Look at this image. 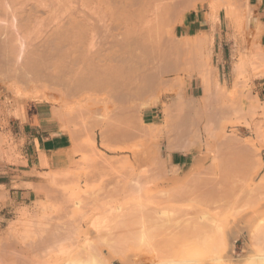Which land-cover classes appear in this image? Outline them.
<instances>
[{
  "label": "rangeland",
  "instance_id": "1",
  "mask_svg": "<svg viewBox=\"0 0 264 264\" xmlns=\"http://www.w3.org/2000/svg\"><path fill=\"white\" fill-rule=\"evenodd\" d=\"M162 1L159 8L161 16H165L164 18L157 22L151 21L149 24L145 21L141 22L143 24L137 22L138 25L137 23L129 24V27L133 25L146 27L143 33L144 40H142L144 43H141L140 46L136 44H132L131 47L126 46L128 41L125 40L126 35L123 33L127 29L126 25H121L117 21L107 22L109 24L96 23L95 21L93 22L95 29L99 27L96 39H100V42L94 40L98 44L97 51L90 49L92 38L87 36L76 42L79 46L78 52L50 54L47 59L48 61L51 59V62L49 61L51 64L44 72V74L47 73V78L46 80L42 79L43 81L41 80L38 84L34 83L36 86L27 83V81L24 83L25 80L20 82L22 78L16 76L13 66L15 57L11 56L13 58L11 61L10 57L0 58V81L8 92L14 93L18 97L28 96L35 99L63 102L66 103L70 112H74L77 108L82 110V107H89L93 104L89 114L86 116L80 114L77 129L82 130L85 122L90 125V128L85 130L84 136L79 140L81 146L84 145V149H80L79 156L72 165L61 171L43 173V182L34 186L35 195L28 203L10 200L6 204H0V247L14 240L17 242L16 247H19V250L27 249L36 237L45 234L50 227H58L65 219V214L61 212L62 208L65 209L67 206L66 198L78 197L83 201H88L95 193L99 192L98 188L102 186L101 184L104 185L106 179L116 180L119 177L123 182L121 186L125 189L124 185H126L128 188L124 190L123 195L128 198L126 201H122L125 203L123 206L126 205L128 208L135 201L150 197L151 201L150 199L148 201H157L155 203L160 207L159 209L163 211L166 209L167 214L170 213L169 215L178 216V218H180L179 212L182 213V209L188 207L186 206L188 201L180 200L182 205L186 206L183 208L176 196L171 198V194L174 197L178 190V192L183 191V186L186 185L184 188L186 190L187 186H193L201 181L206 182L205 177L208 180L211 178L210 181L215 180L214 178L219 179L217 188H220L219 182L222 187L227 184H241L237 185L238 188H241L238 189L239 192L236 190L235 194L227 198L202 202L200 213L211 221L215 220V223L220 226L231 222L230 219L235 215L237 218L238 215H244L245 217L242 219L246 218L245 222L247 223L241 221V226H244L245 223L250 232L263 233L260 230L264 231V102L253 96L256 83H258L256 80L264 77V47L260 44L262 31L259 25H256L259 5L255 4V0H173L168 6L169 0ZM230 2L232 5L229 4ZM179 4L181 5L178 6ZM169 6L170 9L167 8ZM198 6L202 12L209 15L210 20L208 25L203 26L206 30L203 33H198V35L205 34V42H197L198 35L185 36V29L181 25L185 16ZM234 6L236 9L233 8ZM168 9L173 10L170 11L171 15L163 13ZM166 16L169 18L166 19ZM152 22L155 23L152 24ZM149 25L153 26L150 35ZM154 26L157 29L154 30ZM110 31L112 32L110 33ZM157 35L159 38L156 37ZM145 47L148 51L144 50ZM98 50L101 54L100 59L99 55H96ZM142 50L144 51L141 52ZM129 51L135 57L137 55L143 57L145 51L154 56V59H148L152 56L145 52L147 59L142 58V65L146 64V71L153 68L158 76H162L159 77L157 86H160L159 89L156 88L157 91L155 90L156 85H148L151 87L148 89L153 87V91L149 92L147 86L145 88L147 91L144 89L141 94L134 92L132 96L128 97L125 95H128V87L126 89L122 83L115 84V89L109 87L100 92L94 89L92 92L80 93L75 89V82L80 80V76L86 74L91 68L90 60L93 62L100 60L99 62L103 64L109 61L110 56H113L114 62H117L122 56L128 59L131 54ZM155 51L157 53L159 51L160 55L154 54ZM140 53L143 54L140 55ZM109 54L111 55L109 56ZM145 55L144 58H146ZM95 56H97V60ZM105 56L108 59H105ZM138 59L141 58L138 57ZM1 60L3 61L1 62ZM11 67L13 70H10ZM80 72L81 75H79ZM148 72L150 71L148 70ZM120 87H124V89H120ZM130 87L136 91V84H131ZM192 123L193 127L188 134L191 144L188 143V148H186L187 144L183 143H180L183 146L179 143L180 146H177V143L173 142L175 146L173 144L171 146L176 133L183 131L186 125ZM138 125L140 127L137 128ZM149 127L155 128L157 133L154 131L155 133L152 134ZM141 128H146V130H141ZM147 130L150 135L145 133ZM5 141L7 140L5 139ZM104 141L109 144L110 148L104 146ZM239 151L249 154L241 153L236 159L233 158L234 153ZM199 156L200 164L198 163V168L193 170L195 168L194 161ZM234 159L235 162L237 161L235 164ZM157 160H159L158 163ZM112 166L113 169H109ZM231 166L240 168V171L234 172ZM245 166L247 167L245 168ZM105 167L107 169L104 170ZM114 168L123 172L119 175L117 171L118 176H116V172H110V170L115 171ZM127 168L130 170L127 171ZM111 173H114L115 177ZM48 176H58V180L49 181L47 180ZM102 177L106 179L103 180ZM228 178L232 180L230 181ZM131 180L133 181L131 182L132 186L131 183L127 184ZM139 180L145 183L143 187ZM189 183L190 185H187ZM112 184L113 182H111ZM243 184L245 185L243 186ZM212 185V183L209 184V186ZM125 192H128L127 196ZM165 193L170 197L168 198ZM152 196L156 198L153 199ZM165 198H168L169 201ZM64 202L66 205L63 206ZM97 220L104 224L106 222L105 215L98 214ZM249 231L236 241L235 255L237 259L240 258L246 241L249 239ZM194 233L190 234L195 235ZM95 234L96 232L93 237L96 236ZM180 235L181 232H178L176 233L178 238L169 239L167 236L150 233L137 242L124 244L123 248L133 255H140L144 252V261L151 259L158 263L170 259L192 257L210 259L209 257L219 250L213 245L214 242L210 241L211 238L187 234L180 238ZM260 237L264 242L262 234ZM19 241L20 245H18ZM147 252L153 256H145ZM112 264L122 263L114 261ZM128 264H144V262Z\"/></svg>",
  "mask_w": 264,
  "mask_h": 264
},
{
  "label": "bare ground",
  "instance_id": "2",
  "mask_svg": "<svg viewBox=\"0 0 264 264\" xmlns=\"http://www.w3.org/2000/svg\"><path fill=\"white\" fill-rule=\"evenodd\" d=\"M161 1L162 0H0V58H9V57L11 58V56L15 57L14 58L15 62H14L13 66H14V70L17 74L16 76L22 78L20 82H24L23 80H25L24 83H26V81H27V83H29V84H31V83L32 84H34V83L38 84V82H41L42 79L46 80V78H47V73L44 74V72H45V70H47V66H49L51 64L50 63L51 59L49 60L50 62L47 59V56H49L50 54L52 55V54L60 53V52H63L64 54H66V53L72 54V52H76V51L78 52L79 46L76 44V42H78L80 39L87 37V36L88 37L90 36L92 38V43H90L91 44L90 49L92 51H94L93 49H95L97 51L96 47L98 48V44H96L94 42V40L96 39L97 33H99V32H97V28L99 29V27H97L95 29L94 23H93L95 21H96V23H103V24H106L109 21H117L121 25L122 24L124 26L126 25L127 29L125 30V32H123L126 35V37H124L125 40L128 41V42H126V43H128V45H126V46L131 47L132 44H136V45L140 46L141 43H144L142 40H144L143 33L145 31L144 28H146V27L145 26L144 27L137 26L138 25L137 22L141 23V22L145 21V23L149 24L151 21L155 20V22H157L160 19L164 18L165 16H163V17L161 16L162 13H161L160 8H159V5L161 7V4H160ZM170 1H173V0H169V3L167 2V6H168V4H170ZM216 1H218V0H216ZM174 2H172V3H174ZM179 3H181V2H179ZM234 3H236V2H234ZM229 4L232 5V2H230ZM180 5L181 4H179L178 6H180ZM164 7H166L165 4H164ZM167 8L170 9V6ZM233 8H235V6ZM169 9L167 11H163V13L164 14L167 13L166 15H171V12L173 10L172 9L169 10ZM234 12H236V11H234ZM234 12H232V13H234ZM216 14H217V12H216ZM167 18H169V17L166 16V19ZM95 19H97V20H95ZM163 21H165V20L163 19ZM163 21H161V22H163ZM155 22H152V24ZM134 23H137V25L136 26L133 25V26L129 27V24H134ZM145 23H144V25H145ZM107 24H109V23H107ZM141 24H143V23H141ZM151 25H149V27H148L149 35L151 33L150 30H152V27H153V26L151 27ZM167 26H168V24H167ZM153 29L155 30L157 28L154 26ZM154 30H153V33H154ZM160 31H161V29H160ZM111 32L112 31H110V33ZM145 34H146V32H145ZM196 35H198V34H196ZM152 36L155 37L154 35H152ZM156 37H158V35ZM163 38H161V39H163ZM196 38H197V42H205V34L204 35L199 34ZM153 39L155 40V38H153ZM97 40H98V38L96 39V42H97ZM99 40H98V42H100ZM157 41H159V40H157ZM148 42H150V41H148ZM160 44H161V42H160ZM87 47H88V45H87ZM141 48H142V46H141ZM101 49H103V48H101ZM128 49H129V47H128ZM144 50H147V48L145 47ZM144 50H142L141 52H143ZM147 51H145V52H147ZM159 51H158V53L155 51L156 53H154V54H159ZM161 51H163V50H161ZM129 52L131 53V51H129ZM145 52H144V54L140 53V55L143 54V57L142 56L140 57L139 55H137L141 59H138L137 56L135 57V56H133V53H131L132 55L128 54L130 56L128 59H126L125 57L122 56L117 60V62H114L113 56H110L111 54H109V56H110L109 61L108 62L106 61V63H103V64L101 62H99L100 60H98L97 62L96 61L93 62L92 60H90V62H92V64H90V66L92 65L90 71L92 74H95L96 69L93 70L94 68L97 67L98 69H101V72L95 74L96 78L94 76V80H96V83H97V81L99 83H100V81H104V84H107L106 82H110L109 84H112L111 82H113L116 85L118 83H119V85H120V83H122L125 86V88L128 87V90H127L128 95L125 94L128 97L132 96L134 94V92L141 94L142 90H144L148 85H150V86L156 85L155 90H156V88L159 89L160 85L157 86L159 83L158 80L160 77V76H158V73H156L154 71L155 69H153V68H152L153 72H151L152 71L151 69H147V71H146V64L142 65V63H143L142 58L147 59ZM126 53H127V51H126ZM164 53L167 55L166 52H164ZM146 54L152 56L148 52ZM96 55L97 56L99 55L98 58L100 59L101 54H100L99 50L96 53ZM124 55H125V52H124ZM144 55L146 56V58H144ZM97 56H95L96 60L98 59ZM153 57L154 56H152L148 59H151ZM48 58H50V57H48ZM104 58L108 59V57H106V56ZM104 58H101V59L104 60ZM12 59L13 58H11L10 61ZM30 59H31V61H30ZM133 59H135V60H133ZM5 60L8 61L9 59L8 60L5 59ZM2 61L3 60H1V62ZM145 61H147V60H145ZM7 67H8V65H7ZM11 68L12 69H10V70H13V67H11ZM72 68H74V67H72ZM148 70L150 72H148ZM80 71H81V69H80ZM98 74L99 75L101 74V75L99 76ZM79 75H81V72L79 73ZM17 78H14V79H17ZM85 82H87V81H85ZM82 84L85 85L84 82ZM131 84L132 85L136 84V91H133L131 89V87H130ZM150 86L147 87V90L149 92H150V90L153 89V87H152V89L149 90L148 88ZM121 88L122 87H120V89ZM122 89H124V87ZM191 125L190 124L186 125V127L183 131L179 130L180 132L176 133V137H174V139L171 143V146L174 145L173 142L175 144L177 143V146H180L181 145L180 143H183L185 145L187 144L186 148H188V146H189L188 143H190L189 142L190 138L188 137V134L190 132V129L193 127V123ZM142 126H144V125H142ZM136 127L138 128L140 126L138 125ZM142 128H141V130H144V129L146 130V128H144V129H142ZM149 128H150L149 131H151L152 134H154L155 132L157 133V130L155 131V128H152V127H149ZM143 133H144V131H143ZM145 133L148 134L149 133L148 130L145 131ZM141 134H142V132H141ZM149 135H150V133H149ZM145 136H147V135L145 134ZM154 137H156V136H154ZM178 143L180 145H178ZM248 145H250V144H248ZM104 146L107 148L108 147L110 148L109 144L105 141H104ZM181 146H183V145H181ZM177 148H179V147H177ZM237 148H238V146H237ZM175 149H176V147H175ZM241 153L247 154V152L245 153V152L239 151V152L234 153L233 158L236 159V157L241 155ZM243 156H245V155H243ZM153 159H155V158H153ZM235 159H234V164L237 162V161L235 162ZM158 161L159 160H157V163H158ZM110 162H111V160H110ZM129 163H131V162H129ZM151 163H153V162H151ZM198 163L200 164V156L195 159L194 164L192 163L193 166H195V168H193V170L196 169ZM113 166L109 167V169L110 168L113 169ZM106 167H107V165H106ZM106 167L103 169L104 170L107 169ZM241 167H242V165H241ZM246 167L247 166H245V168ZM163 168L165 169V167H163ZM231 168H233V167L231 166ZM109 169H108V171H109ZM132 169H133V167H132ZM239 169L240 168H238V167H234L232 170H234V172H238ZM114 170H115V168H114ZM129 170H130V168H127V171H129ZM203 171H205V170L203 169ZM110 172H114V173L116 172V176H118V174L120 175L121 172H123V171H121V170L120 171L119 170L111 171L110 170ZM110 172H107V173H110ZM114 173L113 174L111 173V174L114 175V177H115ZM219 174H220V172H219ZM96 175H98V174H96ZM224 175L226 176V174H224ZM157 176H159V175H157ZM106 177H107V175H106ZM153 177H155V176H153ZM191 177H193V176H191ZM220 177H221V175H220ZM119 178L116 180H114V179L109 180L106 178H105L106 179L105 180L103 178V180H105L104 181L105 183L103 182L104 185L101 184L103 186V188H102V186H100V188H98L96 186V188L99 189V192L95 193L93 195V197L88 201H83V200L79 199L78 197L66 198L67 206H65V207L68 209L62 208L64 205H66L64 202L63 206L61 207L62 212L61 211L60 212L65 214V219L63 220L61 218L63 220L61 222V224L56 228L50 227L49 230L45 234H42L38 238L36 237V239H34L33 243H31L29 245V247L25 246V245H27V243H25L24 246L28 247L27 249L23 248V250H19L18 249L19 247L18 248L16 247L17 242H15L14 240H13L14 242L12 241L8 244L1 246L0 247V264H112L114 261H119L122 264H128L130 262H133V263L144 262V264L145 263L146 264H264V242L261 241V237H260L262 234L263 238H264V231L263 230H260L263 233L250 232L248 230L247 225H245V223H247V222H245L246 218H245V220L242 219V217L243 218L245 217L244 215H242V216L238 215L239 219L235 215L236 219H234V217H235L234 216V217H232V219H230L231 222L227 223V221H226V223H227L226 225L220 226V224L217 225L215 223V220L211 221L206 216H204L200 213V210H201L200 204H202V202H204L206 200H217V199L222 200L224 198H227L230 195L235 194L236 190L239 192V190L241 188L240 187L238 188L237 185H241V184H237V185L229 184L228 185L226 183V181L224 180L225 183L228 185V187H226L227 185H224L225 187L224 186L222 187L221 183L219 182L220 188H217L216 186L218 184V180H219L218 178L219 177L217 178L218 180H216V178H214L215 180H211V181H210L211 178L208 180L205 177L206 182L201 181V183L198 182L197 184H194L193 186L192 185L190 187L187 186L188 189L186 188V190L184 189L186 187V185H185V187L183 186L182 187L183 191H180V192H178L179 190L177 192L175 191L177 194H174V197H172L173 194H171V198H175V196H176L178 201H180V200L184 201V202L188 201V204L186 206L190 207V208L187 207L185 209L184 208L185 205L183 206L182 202L180 201L181 202L180 205L184 208V210L181 208L182 213L178 211L180 214V215L178 214L180 216V218H178V216L169 215L170 213L167 214L165 212L166 209L164 211L159 209L160 207H158L157 203H155L157 201L154 200V201L150 202L151 201L150 197L146 198L147 200L146 199L145 200L139 199L135 202L133 201L134 204L131 207L127 208L126 205L123 206L124 202L122 203V201H126V199L128 198V197H125V195H123L124 190H126L127 187H126V185H124L125 186V189H124V187L121 186V185H123V182L120 181ZM126 178L129 179L130 177H126ZM137 178H138V176H137ZM237 178H239V177H237ZM202 179H204V178H202ZM222 179H223V175H222ZM47 180H49V181L58 180V176H48ZM141 181L139 180V182H141ZM147 181H149V180H147ZM193 181H194V179H193ZM224 181H223V183H224ZM111 182H113L112 185H111ZM126 182H128V181H126ZM131 182H133V181L131 180L127 184H129ZM209 182L212 183L213 185L209 186V184H210ZM137 183H138V180H137ZM141 184H142L141 185L142 187H143V185H145L144 182H141ZM130 185L132 186V183ZM187 185H190V183ZM244 185L245 184H243V186ZM147 186H148V184H147ZM137 190H138V188H137ZM166 190H169V189H166ZM127 193L128 192H125L126 196H127ZM168 193H169V191H168ZM165 194L167 195V193H165ZM123 197H125V198H123ZM161 197H163V196H161ZM167 197H168V195H167ZM135 198H136V196H135ZM152 198H153V196H152ZM154 198H156V197L154 196ZM168 198L167 199L165 198V199L168 200ZM149 199H150V201H148ZM183 204H185V203H183ZM166 205H165V207H166ZM70 206H72L73 209H71L72 207L70 208ZM170 209H171V207H170ZM177 210H178V208H177ZM179 210H180V207H179ZM98 214L105 215V218H106L105 223L106 224L105 223L102 224L97 220ZM177 219H178V221H177ZM249 219H251V218H249ZM51 221H52V219H51ZM241 221H242V223H243V221L245 222L244 226H241ZM190 229H191V231H190ZM247 231H249V235H248L249 239H248V241H246L245 247L242 251L240 258L237 259L236 255H235L236 241L242 235H244ZM95 232H96V234H95L96 236L93 237V234ZM178 232H181L180 238L185 237L187 235H190V236L199 235V236H203V237H206L209 239L211 238L210 241L212 240V242H214L213 245L216 248L218 247L219 250L216 251L213 255H211L209 257L210 259H207V257L206 258L205 257H201V258L200 257L199 258H193L192 257V258H188V259H178V260L177 259H170L166 262H159L158 263V262H155L154 260H151V259L144 261V259H143V257H144L143 253L144 252L140 253V255H133L129 252H126L125 249L123 248L124 244H129V243L131 244V242H137L139 239L143 238L145 235L150 234V233L167 236L169 239H175V238H178V236H176V233H178ZM191 232H193V233L195 232L194 233L195 235H191L190 234ZM18 243H19L18 245H20V241ZM21 247H22V245H21ZM203 252H206V251L203 250ZM151 255L153 256V254H150L149 252L145 253V256L151 257ZM172 256L174 257L175 255H172ZM196 257H197V255H196Z\"/></svg>",
  "mask_w": 264,
  "mask_h": 264
},
{
  "label": "crops",
  "instance_id": "3",
  "mask_svg": "<svg viewBox=\"0 0 264 264\" xmlns=\"http://www.w3.org/2000/svg\"><path fill=\"white\" fill-rule=\"evenodd\" d=\"M255 4L259 5L256 25L262 31L260 44L264 47V0H255ZM209 22V15L198 6L185 16L181 25L185 29V36H195L203 33L206 30L203 26ZM90 70L91 68L76 82L77 91L83 93L94 89L100 92L109 87L115 89L113 82L96 83L94 76L101 69L96 67L93 69L95 74L88 75ZM256 82L253 96L264 102V77L258 78ZM92 106L93 104L70 112L63 102L18 97L8 92L0 81L1 205L10 200L28 203L35 195L34 186L43 182V173L61 171L72 165L79 156L80 149H84L79 140L84 136L85 130L90 128L85 122L82 130L77 129L80 114L86 116Z\"/></svg>",
  "mask_w": 264,
  "mask_h": 264
},
{
  "label": "trees",
  "instance_id": "4",
  "mask_svg": "<svg viewBox=\"0 0 264 264\" xmlns=\"http://www.w3.org/2000/svg\"><path fill=\"white\" fill-rule=\"evenodd\" d=\"M176 162H178V161H176Z\"/></svg>",
  "mask_w": 264,
  "mask_h": 264
}]
</instances>
